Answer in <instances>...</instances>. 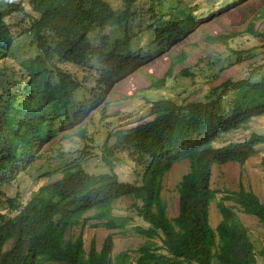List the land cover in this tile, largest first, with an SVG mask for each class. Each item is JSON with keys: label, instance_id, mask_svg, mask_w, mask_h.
<instances>
[{"label": "trees", "instance_id": "1", "mask_svg": "<svg viewBox=\"0 0 264 264\" xmlns=\"http://www.w3.org/2000/svg\"><path fill=\"white\" fill-rule=\"evenodd\" d=\"M123 2L124 8L119 10L107 0H30L38 16L32 18L25 32L33 34L39 53L26 61L25 68L34 71V77L43 82V100L34 109L16 106L18 93L9 88L12 83L5 80L7 72L0 67V196L2 185L27 169L38 157L41 146L56 136V123L68 114L73 93L81 85L54 65L55 58L82 64L88 55L95 56L99 62L97 83L104 86L136 63L127 33L113 44L102 34L95 49L88 41L93 31L129 23L136 14L132 9L134 0ZM154 2L151 0L147 11L152 15L154 42L161 46L181 37L194 17L181 12L168 18L157 16ZM7 3L8 13L23 9L20 4L9 0ZM5 15L6 11L0 9V61L8 55L13 39ZM260 16H264V4ZM252 27L250 23L251 34L263 37ZM233 36L218 35L211 39L227 44ZM184 57L182 53L177 60ZM46 59L56 68L53 74ZM170 74L171 69L151 86L163 87ZM53 75L58 78L54 84ZM40 76L46 77L45 81ZM223 86L233 89L235 94L241 92L232 101L230 110L215 92L205 101L185 104L158 99L151 103L148 120L115 130L111 144L109 139L105 140L101 146L102 159L112 169L118 161V151L145 158L139 183L120 181L115 172L89 174L75 159L60 169L61 177L40 186L26 203L16 196L7 198L5 202L12 214L0 213V264H127L125 251L115 255L112 252L113 233L104 237L99 249L91 240L85 250L83 240L88 218L110 229L128 228L130 220L113 213L114 204L121 197L139 202L134 209L147 224L132 227L146 238L138 247L135 264H255L248 230L229 208L220 206L222 219L215 228L210 226L209 206L215 191L209 181L213 165L227 162L242 165L254 147L264 143V134L252 133L242 141L214 145L222 134L264 113V75L259 81L240 79L227 81ZM95 96L97 100L91 101L92 105L101 98ZM257 99L261 101L256 102ZM87 104L84 101L80 109L88 108ZM77 134L84 137V130ZM183 159L189 161V167L178 183L177 214L170 218L161 197L162 177ZM261 164L264 165V157ZM225 198L255 216L264 228V203L252 190L239 184ZM88 212L92 213L86 217ZM77 225L78 233L69 234ZM154 238L161 244L157 245ZM7 243L10 246L5 249Z\"/></svg>", "mask_w": 264, "mask_h": 264}, {"label": "rangeland", "instance_id": "2", "mask_svg": "<svg viewBox=\"0 0 264 264\" xmlns=\"http://www.w3.org/2000/svg\"><path fill=\"white\" fill-rule=\"evenodd\" d=\"M9 1L20 4L23 9L8 13L7 0H0V9L6 11L4 21L13 37L8 55L0 61V67L7 72L5 80L12 83L9 88L18 93L16 106L34 109L43 100V82L34 77V71L28 72L25 68L26 61L39 53L33 34L25 30L38 14L32 9L30 0ZM107 1L114 9L124 8L123 0ZM154 1L157 16L162 14L168 18L172 13L181 12L190 14L194 20L181 37L160 46L154 42L152 15L147 11L151 0H134L132 9L136 14L126 26L108 25L100 32L89 33L88 41L94 49L102 34L107 35L110 44L121 39L125 33L130 37L128 45L137 61L128 70L116 75L109 86L97 83L99 62L93 55H88L82 64L54 59L55 66L69 73L81 85L73 93L68 114L56 123V136L41 146L38 157L27 169L2 185L0 213L12 214L5 202L7 198L16 196L19 201L26 203L40 186L61 177L60 169L75 159L81 162L89 174L115 172L120 181L139 183L145 158L118 151V161L113 169L103 161L101 146L106 139H109L108 144L113 142L112 132L148 120L151 103L158 99H171L178 104H185L205 101L209 94L215 92L221 95L223 103L230 110L232 101L241 92L235 94L233 89L225 88L223 84L240 79L255 82L264 75V16H260L264 0ZM250 23L253 30L263 37L254 36L248 31ZM231 34L235 36L229 38L227 44L211 39ZM182 53L185 57L178 61ZM45 63L53 74L56 68L47 59ZM169 69L171 74L163 87L151 86L153 81L163 77ZM45 78L41 79L45 81ZM51 81L56 83L57 76L53 75ZM96 94L101 98L92 105L91 101L97 100ZM84 101L88 103V108L82 110L80 105ZM260 101L257 99L256 102ZM79 130H84V137L77 134ZM252 133L264 134V113L254 115L242 127L222 134L214 145L242 141ZM263 157L264 143H260L242 165L237 162L213 165L209 181L215 191L209 206L210 226L215 228L222 219L220 206L229 208L248 230L254 246L255 264H264V228L255 216L243 212L233 200L225 197L242 184L264 203ZM188 167L187 159L177 161L162 177L161 197L170 218L177 214V187ZM134 204L139 202L130 197H121L114 204L113 213L130 220L126 230L110 229L96 219L88 218L83 233L85 250H88L91 240L95 241L99 249L104 237L113 233V254L125 251L129 259L127 264H135L138 247L146 238L135 233L132 227L147 224L137 216ZM79 227L71 228L69 234H77ZM153 241L157 245L161 244L158 238ZM9 246L10 243H7L4 248Z\"/></svg>", "mask_w": 264, "mask_h": 264}]
</instances>
